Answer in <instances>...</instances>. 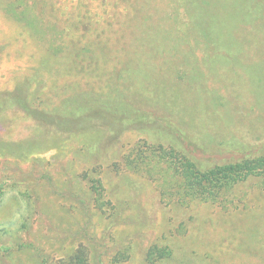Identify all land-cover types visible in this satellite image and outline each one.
I'll list each match as a JSON object with an SVG mask.
<instances>
[{
  "label": "rangeland",
  "instance_id": "rangeland-1",
  "mask_svg": "<svg viewBox=\"0 0 264 264\" xmlns=\"http://www.w3.org/2000/svg\"><path fill=\"white\" fill-rule=\"evenodd\" d=\"M79 93L156 121L74 116ZM166 122L203 159L264 144V0H0V264H152L159 247L155 264H264L263 180L181 203L171 160L145 151L179 146Z\"/></svg>",
  "mask_w": 264,
  "mask_h": 264
},
{
  "label": "trees",
  "instance_id": "trees-1",
  "mask_svg": "<svg viewBox=\"0 0 264 264\" xmlns=\"http://www.w3.org/2000/svg\"><path fill=\"white\" fill-rule=\"evenodd\" d=\"M14 11L15 10H13V12ZM17 17L26 19L23 13H17ZM96 40H91L90 43L95 44L97 47L102 46V44L98 43ZM101 98L99 94L97 96H88L87 94L79 93L77 98L71 101V103L70 100H68L67 103L71 104L69 109L71 107L74 109V116L81 112V114L84 113L83 119L86 120H94L95 118L103 117L111 118V123L120 126L121 131L122 129L126 130L131 127L151 125L156 121L152 113L136 106L132 101L127 102L128 107L126 108V112H122L123 106L127 105L124 100L117 101V104L113 106L124 114L112 116L110 114L111 111L108 110L112 108L111 105H109V103L112 102H108L107 100L104 101ZM19 99L17 104L26 113L33 116L35 115L40 119H48V117L51 116L45 110L31 107L23 98ZM67 110L68 109L64 107L63 109L56 108L55 111L56 113H65ZM52 121L58 123L55 119H52ZM87 124L88 123L84 124V127H87ZM65 128L73 129V131L77 129L76 126H66ZM165 128L172 132V136L175 137L179 146L174 147L170 145L166 148H154L147 145L148 148L145 151L151 150L150 154L155 158H168L171 160L182 182L181 189L179 190L181 191L179 193L181 203L187 205L192 201H200L211 204H223L224 198L227 197L237 185L253 177L260 178L264 182V144L254 148L241 147L231 149L219 147L213 151L211 157H206V160L198 154L195 148H193L194 146L191 144L186 134L177 130L170 122L165 123ZM120 130L113 129L111 135L120 134ZM214 154L219 156V158L215 159ZM143 158L144 156L141 157V159ZM143 161L144 160H141L140 163ZM206 162H208V164ZM171 254L172 252L169 248L159 247L155 249L149 260L152 264H155L156 260L167 259Z\"/></svg>",
  "mask_w": 264,
  "mask_h": 264
}]
</instances>
